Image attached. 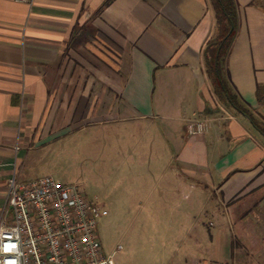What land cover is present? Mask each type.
I'll list each match as a JSON object with an SVG mask.
<instances>
[{"label":"crops","instance_id":"0c3cea01","mask_svg":"<svg viewBox=\"0 0 264 264\" xmlns=\"http://www.w3.org/2000/svg\"><path fill=\"white\" fill-rule=\"evenodd\" d=\"M107 1L0 0V210L13 174L33 179L25 173L37 153L83 127L135 121L153 143L163 128L159 155L135 146L156 178L148 204L188 208L186 234L197 233L196 245L210 239L204 254L176 264H264V135L204 70L211 0ZM235 2L226 77L259 119L264 0ZM205 216L208 232L198 225Z\"/></svg>","mask_w":264,"mask_h":264},{"label":"rangeland","instance_id":"374dc122","mask_svg":"<svg viewBox=\"0 0 264 264\" xmlns=\"http://www.w3.org/2000/svg\"><path fill=\"white\" fill-rule=\"evenodd\" d=\"M149 129L135 126V121L83 127L69 140L54 143L27 163V177L52 176L62 185L80 187L89 201L101 206L97 234L112 264H176L183 253L200 255L210 247V239L205 237L196 245L191 236L197 233L186 234L192 225L185 217L188 208L181 207L184 213H176L172 207L168 213L158 203L148 204V189L155 176L148 175L143 159H135V150L148 154L154 148L150 152L159 155L165 145L158 141L163 138V128H154L156 143ZM174 182L171 185L176 188ZM170 196L166 198L176 199ZM212 199L215 203V197ZM209 222L205 216L198 225L208 232Z\"/></svg>","mask_w":264,"mask_h":264},{"label":"built area","instance_id":"2783aa9c","mask_svg":"<svg viewBox=\"0 0 264 264\" xmlns=\"http://www.w3.org/2000/svg\"><path fill=\"white\" fill-rule=\"evenodd\" d=\"M101 215L80 187L13 174L0 210V264H112L97 234Z\"/></svg>","mask_w":264,"mask_h":264},{"label":"trees","instance_id":"16d2710c","mask_svg":"<svg viewBox=\"0 0 264 264\" xmlns=\"http://www.w3.org/2000/svg\"><path fill=\"white\" fill-rule=\"evenodd\" d=\"M211 3L214 10V25L202 52L204 70L213 85L219 89V93L224 94L226 103L246 115L253 126L264 135V117L256 118L246 106L238 103L226 77L227 60L238 29L237 4L235 0H211ZM256 99L259 104L264 103V86H257Z\"/></svg>","mask_w":264,"mask_h":264}]
</instances>
